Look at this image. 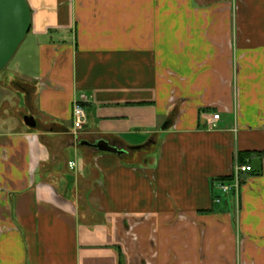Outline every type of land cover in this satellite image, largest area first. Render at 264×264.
Segmentation results:
<instances>
[{"label":"crops","instance_id":"1","mask_svg":"<svg viewBox=\"0 0 264 264\" xmlns=\"http://www.w3.org/2000/svg\"><path fill=\"white\" fill-rule=\"evenodd\" d=\"M27 1L0 264H264V0Z\"/></svg>","mask_w":264,"mask_h":264},{"label":"water","instance_id":"2","mask_svg":"<svg viewBox=\"0 0 264 264\" xmlns=\"http://www.w3.org/2000/svg\"><path fill=\"white\" fill-rule=\"evenodd\" d=\"M32 25V10L27 0H0V71L3 70L24 41ZM23 122L30 128L38 125L32 114L23 116ZM103 152L121 153L104 140L93 144ZM133 148H142V145Z\"/></svg>","mask_w":264,"mask_h":264},{"label":"built area","instance_id":"3","mask_svg":"<svg viewBox=\"0 0 264 264\" xmlns=\"http://www.w3.org/2000/svg\"><path fill=\"white\" fill-rule=\"evenodd\" d=\"M88 101V96L86 94L78 95L73 101V127L75 130H79L83 127L84 123L87 119V112L85 109V103ZM220 118V114H214L209 120L210 123H214V121ZM69 166L71 168L76 166L74 161H69ZM253 170V167L249 163H238L235 167V172L233 174V179L230 182L220 181L217 183V187L224 192L234 190L235 192L239 191L240 187V177L242 173L250 172Z\"/></svg>","mask_w":264,"mask_h":264},{"label":"rangeland","instance_id":"4","mask_svg":"<svg viewBox=\"0 0 264 264\" xmlns=\"http://www.w3.org/2000/svg\"><path fill=\"white\" fill-rule=\"evenodd\" d=\"M24 46H25V44H20L16 53L12 57V59L9 61V63L6 65V67L0 71V126L3 122V120H2L3 111L6 110V106H7V105H5V103L4 104H2V103L4 102L5 99L11 100L13 98L15 100L18 97L16 95V92L11 89L13 87H9L10 85L8 83V80L15 78V75H10V72L13 73L14 69L17 67V63H18V61L22 55ZM21 105L22 106L25 105L24 102ZM9 110L10 109L6 110L5 115H11L12 114V112ZM8 111H9V113H8ZM9 120H11V119L9 118Z\"/></svg>","mask_w":264,"mask_h":264},{"label":"trees","instance_id":"5","mask_svg":"<svg viewBox=\"0 0 264 264\" xmlns=\"http://www.w3.org/2000/svg\"><path fill=\"white\" fill-rule=\"evenodd\" d=\"M248 153H246V152H243V151H241V152H239V154H238V159H239V162L240 163H247V160H246V155H247ZM223 181H229V180H232L233 179V176H226V177H223V178H221Z\"/></svg>","mask_w":264,"mask_h":264},{"label":"flooded vegetation","instance_id":"6","mask_svg":"<svg viewBox=\"0 0 264 264\" xmlns=\"http://www.w3.org/2000/svg\"><path fill=\"white\" fill-rule=\"evenodd\" d=\"M12 83H15V84H17V85H19V83H18V81H16V80H13V81H11Z\"/></svg>","mask_w":264,"mask_h":264}]
</instances>
